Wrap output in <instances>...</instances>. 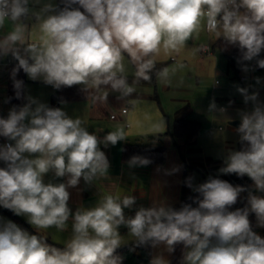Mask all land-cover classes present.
<instances>
[{
    "label": "clouds",
    "instance_id": "clouds-1",
    "mask_svg": "<svg viewBox=\"0 0 264 264\" xmlns=\"http://www.w3.org/2000/svg\"><path fill=\"white\" fill-rule=\"evenodd\" d=\"M61 3L63 7L47 3L34 12L30 0H0V25L6 20L13 25L0 40V58L11 55L17 61L11 73L15 98L27 101L10 108L6 117L0 116V138L5 141L0 143V208L25 218L36 229L63 231L71 218L73 236L63 249L57 248L0 217V264H122L123 257L117 254L122 226L137 247L163 244V251L173 254L177 245H183L181 264H264V237L254 231L250 219L254 214L255 226L264 228V105L258 103V90L250 93L251 85L237 86L253 108L239 113L236 131L242 147L230 151L219 169L221 175L248 177L251 186L233 185L219 177L194 186L189 178L187 187L196 193L189 198L191 203H183L179 209L154 203L126 216L125 209L136 204L133 195H106L95 206L82 205L75 211L69 206L70 189L82 179L92 185L108 172L110 163L102 146L125 140L124 129L118 127L101 139L64 108L25 97L23 81L16 79L23 70L30 80L55 90L107 86L122 96L130 95L134 88L119 75L124 71L122 54L137 64L136 76L148 81L155 64L150 57L161 47L182 48L205 17L207 29L216 38L238 49L237 63L244 73L264 69V0ZM30 13L37 23L26 41L29 29L23 18ZM167 72L165 68L160 74ZM253 79L256 85L264 83V78ZM210 107L215 109V103ZM127 163L134 168L152 161L134 155ZM49 173L56 182H46ZM244 192L248 193L246 205L231 210ZM149 264L170 262L162 252Z\"/></svg>",
    "mask_w": 264,
    "mask_h": 264
},
{
    "label": "crops",
    "instance_id": "crops-1",
    "mask_svg": "<svg viewBox=\"0 0 264 264\" xmlns=\"http://www.w3.org/2000/svg\"><path fill=\"white\" fill-rule=\"evenodd\" d=\"M26 18H23V23L28 24L29 31L25 33V38L26 41H30L31 29L37 22L30 24L26 21ZM206 23V17L202 18L199 30L194 32L186 41L192 52H194L193 54H196L198 50H200L199 54L201 53L202 47L197 49L192 44L199 43V32L207 33ZM11 24L10 21L6 20L3 25H0V40H3L8 34L6 28ZM211 33L207 34L210 35ZM212 39V43L208 46L211 50L212 45L219 38H216L214 34ZM165 52L173 53L182 60L168 68L167 75L159 74L155 87L143 84H129V86L134 88V91L126 96H122L119 92L111 89H89L92 92V97L89 100L57 103L56 94L58 90L45 85L41 81L34 82L25 74L26 82L23 90L25 97L31 96L50 107L64 108L69 116L81 118L85 122L84 126L88 131L95 132L101 139L109 131H115L118 127H122L127 135L125 140L118 142L115 146L109 145L107 148L102 146V150L105 152L110 163V168L105 175L94 180L92 185H86L82 179L76 188L69 190V206L73 211L82 205L84 207L95 206L97 201L106 195L119 196L121 198L125 195L136 197V204L133 208L125 209L126 216L134 215L135 210L140 206L149 207L154 203H167L176 207L180 202L183 190H186L185 176L187 170L190 168L186 163V151L190 152L187 157L190 156L192 159H198L199 157L200 161L204 157L208 161L217 160L222 162L230 151L237 150L239 144L237 128L230 126L229 130L225 131L223 126H217L226 121H229V125L233 121L240 122L239 113L241 111L252 110L253 102L249 101L245 103L244 97L237 91V86L249 87L251 85L252 87L249 89V92L258 90V103L264 105V83L256 85L253 79L257 76L264 78V69H257L254 72L246 74L242 71L241 66L236 63V71L231 70L228 68V62L225 57L218 51L212 50L211 55H204L200 59L195 58V66H199V71L196 72L195 76H192L191 74H187L185 69L194 64H189L185 58L183 59L182 49L171 51L161 47L158 54L150 57L154 61L156 60L154 67L166 68L158 64L163 59ZM262 58H264V55ZM9 59H13L11 55L0 58V116L4 117L7 116L9 109L13 107L10 102H6L9 100L10 84L13 82L11 76L12 66L7 65V60ZM132 63L137 70V64L133 61ZM211 77L214 78V81L208 84V80ZM243 77L246 79L245 82L240 81ZM217 81H219L218 85L216 84ZM105 92H107L106 99L103 98ZM158 93L163 94L167 100L169 106L167 112L162 109L159 116H155L153 120H149L144 118V116L141 117L140 112L133 114V112L129 111L130 105L135 107L137 102L153 99V95L158 99ZM26 102V99H23L22 105ZM118 102L123 104V108H128V114L123 116L119 113L118 120L111 121L110 115L116 113L115 109ZM213 102L216 105L215 109L210 107ZM186 106L190 107L187 120L199 123L201 131L194 143L188 144L184 138H180L176 139L175 144L169 133L173 132L176 113ZM221 107H224L226 111L221 113L219 111ZM215 129L217 133H214ZM156 137L161 138L166 148V160L164 164L130 168L127 163L128 161L123 159L124 147L127 144H148L150 138ZM4 142L3 140L2 143ZM198 144L199 153L196 151V145ZM207 147L210 148L208 151ZM173 169H178V171L173 172ZM216 176H221L219 170L209 172V177ZM191 178L194 186L201 184V182L197 183L196 175L193 174ZM45 180L46 182H56L51 173L45 177ZM190 193H194L192 189H190ZM244 194L245 192L240 197ZM23 219L26 220L25 218ZM23 219L21 220L24 221ZM72 223L73 221L70 218L63 231H58L55 227L36 229L34 226L27 224L32 230L36 231L33 230L36 234L42 231L47 235L61 239L62 244L60 245H63L61 247H65L66 243L73 236ZM119 231L122 238L120 248L135 243V241L130 243L134 237L131 236L126 227L122 226ZM256 232L263 237L262 228L256 227Z\"/></svg>",
    "mask_w": 264,
    "mask_h": 264
},
{
    "label": "trees",
    "instance_id": "trees-1",
    "mask_svg": "<svg viewBox=\"0 0 264 264\" xmlns=\"http://www.w3.org/2000/svg\"><path fill=\"white\" fill-rule=\"evenodd\" d=\"M56 6L57 8L63 7L61 0H57ZM240 11H242L243 13L244 9H241ZM212 50L218 51L222 56H224L228 62V68L236 71L235 65L237 63V57L239 56V52L236 47L229 46L222 39H218L212 45ZM263 55L264 53L261 54V58L263 57ZM14 67L15 66L13 65L12 69ZM162 69L163 68H158L156 66L153 67V69L149 73L151 79L148 81H145L138 77H130V78L126 77L127 83L128 85L129 84H143V85H150V86L155 87L157 76L161 73ZM16 79L22 80L23 85H25L26 78H25V73L23 72V70H21L18 73V77ZM101 88L111 89L110 87H107V86H101ZM23 90H24V87H23ZM91 97H92V92L89 89L82 90L79 86H74L71 88H62L58 90L56 94V102L59 103L62 101H68V102L84 101V100L91 99ZM9 98H10V103L13 106H21L23 103V99L15 98V89H14L13 82L10 84ZM189 112H190V107L186 106L176 113V120H175V125L173 128V132L169 133V135L174 140L175 144H176V139H180V138H184L186 143L192 144L197 140L199 136V133L201 131V125L197 122H192V121L187 120V115L189 114ZM2 142H3V139L0 138V143ZM241 147L242 145L239 142L237 150H240ZM134 155H139V156L150 159L152 163H150L149 165L151 166L162 165L164 164L166 160V148L164 147L160 137L150 138L148 141V144H133V145L127 144L124 147L123 159L125 161H129V159ZM2 166L3 164L0 163V167ZM216 177L225 179L229 181L230 183H232L233 185L250 186V184L252 183V181L248 177H244L242 179L238 178L235 175H221V176H216ZM195 195L196 193H190V192H187V190H183L181 198H180V202L175 208L179 209V207L183 203H191V200L189 198ZM246 200H247V192H245V194L239 198L237 204L232 207L234 208V210L236 208H243L246 205ZM0 211L4 216L14 220L24 229L30 231L32 234H36L26 222L22 221L20 218L15 216L11 211L3 209V208H0ZM250 219L253 224V229L254 231H256L254 214L250 216ZM262 235L264 237V228H262ZM38 236L46 240V242L52 246H55L61 249L64 248V247L51 243L48 239L40 235ZM183 251H184L183 245L176 246L175 252L172 254V257H171V264H181L182 257H183ZM117 254L123 257L122 264H149V261L152 259V247L150 246L137 247L136 244L134 243V244L119 248L117 250Z\"/></svg>",
    "mask_w": 264,
    "mask_h": 264
},
{
    "label": "rangeland",
    "instance_id": "rangeland-1",
    "mask_svg": "<svg viewBox=\"0 0 264 264\" xmlns=\"http://www.w3.org/2000/svg\"><path fill=\"white\" fill-rule=\"evenodd\" d=\"M47 3H51V4L56 6L57 0H38V2H34V0H30L29 6L34 12H39L41 10V8ZM241 13H242V11H241ZM26 21L29 22L30 24H34L37 22L35 17L31 13L27 16ZM26 25L28 26L27 23H26ZM6 30L9 33L11 30H13V25L11 24L10 26H8V28H6ZM26 33H28V32H26ZM213 35H214L213 33L208 35L206 32H199L198 33L199 43H193L192 45L194 47H196L197 49H199L200 47H203V46L208 47L212 43ZM180 49L183 50V59L185 58V60H187V62L189 64H194V65H190V67L185 69L186 73L191 74L192 76H195L196 72L199 71V66H197V67L195 66V63H196L195 58L197 57L198 59H200L204 55H202L201 53L199 54L200 50H198L196 54H193L194 52H192V50L188 46L187 42H185L184 46ZM122 55L124 57V59L122 61L123 66H124V71H123V73H121L119 75H123V76L136 75L137 70L133 66L131 58L128 57V55L126 53H123ZM180 60H182V59H180V57H177V55H175L173 53L170 54V52H165L163 55V59L160 62H158V64H160L161 66H165L168 69V68L172 67L173 65H175V63L180 62ZM208 81H209L208 82V84H209V83L214 81V78L211 77V79H209ZM157 97H158V99H156L153 95V99H151V100H144L142 102H137L135 107H132L130 105L129 111L133 112V114H135V113L137 114L138 112H140L141 117L144 116V118H146V119L153 120L155 116H159L161 114L162 109H163V111H166V112L169 109L167 100L164 97V95L158 93ZM122 108H123V104L118 102L116 109H115V112L116 113L119 112ZM219 125L223 126L225 131L226 130L228 131L230 128L229 121L218 124L217 126H219ZM214 133H217L216 129L214 130ZM196 146H197L196 151H197V153H199V144ZM207 146H210V145H207ZM206 149L208 151L210 148L207 147ZM186 154L189 155L190 152L186 151L185 155ZM187 155H186V163H187V166L190 168L187 170L186 176H185L186 177L185 189L189 192H190V188L187 187V181L189 178L192 177L193 174L196 175L198 184H199V182L203 183V182H205V180H207L209 178V172L217 171L221 168L222 165H224V161H222V162L217 161V160L208 161V159H206L204 157L202 158V160L199 161V157H198V159H192V158H190V156L187 157ZM242 194L243 193H241V195ZM231 210H234V208L232 207ZM0 217H3L5 220H12V219L2 215L1 212H0ZM20 218L23 219L22 217H20ZM12 221L15 222L14 220H12ZM24 221H26V220H24ZM15 223H17V222H15ZM28 232L31 233L30 231H28ZM39 232H37V234H39L40 236L47 238L48 240H50L51 242H53L56 245L63 246V245H60V244H62L61 239H58L54 236L52 237L51 235H47L46 233H44L42 231H39ZM134 241H135V239L133 238V239H131L130 243H132ZM163 250H164L163 244L158 245L156 248H152V258L163 252L165 259H167L171 264L172 254H168L167 252H164Z\"/></svg>",
    "mask_w": 264,
    "mask_h": 264
},
{
    "label": "built area",
    "instance_id": "built-area-1",
    "mask_svg": "<svg viewBox=\"0 0 264 264\" xmlns=\"http://www.w3.org/2000/svg\"><path fill=\"white\" fill-rule=\"evenodd\" d=\"M206 31H207V33H210V31L207 29V23H206ZM201 54L202 55H211L212 54V50H211L210 47H202L201 48ZM252 63L254 65V62H252ZM15 64H16V61L14 59L7 60V65L8 66L11 67V66H13ZM240 81L241 82H245L246 79L243 77V78L240 79ZM216 84L218 85L219 84V81H217ZM221 108L225 109L224 107H221ZM119 113H120V115H123V116L124 115H127L128 114V108H122L118 113H112L110 115V120L111 121H117L118 118H119ZM127 127H129V125H127Z\"/></svg>",
    "mask_w": 264,
    "mask_h": 264
},
{
    "label": "water",
    "instance_id": "water-1",
    "mask_svg": "<svg viewBox=\"0 0 264 264\" xmlns=\"http://www.w3.org/2000/svg\"><path fill=\"white\" fill-rule=\"evenodd\" d=\"M239 124H240L239 121L230 122V126L235 127V128H238L239 127Z\"/></svg>",
    "mask_w": 264,
    "mask_h": 264
}]
</instances>
